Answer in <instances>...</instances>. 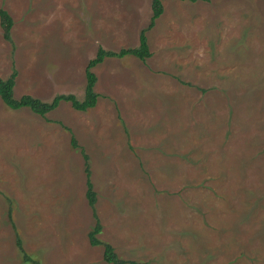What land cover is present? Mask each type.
<instances>
[{
  "label": "rangeland",
  "instance_id": "rangeland-1",
  "mask_svg": "<svg viewBox=\"0 0 264 264\" xmlns=\"http://www.w3.org/2000/svg\"><path fill=\"white\" fill-rule=\"evenodd\" d=\"M146 61L107 57L95 107L43 117L0 97V264H264V0H162ZM153 0H0V77L83 99L99 47L139 45ZM22 241L25 254L17 245ZM131 264V263H126Z\"/></svg>",
  "mask_w": 264,
  "mask_h": 264
},
{
  "label": "trees",
  "instance_id": "trees-1",
  "mask_svg": "<svg viewBox=\"0 0 264 264\" xmlns=\"http://www.w3.org/2000/svg\"><path fill=\"white\" fill-rule=\"evenodd\" d=\"M197 1V0H190ZM209 1V0H205ZM152 16L150 23L146 28H144L140 33L139 45L136 47L122 48L119 51L107 50L103 47H99L96 56L93 57L87 64L86 67V86H85V95L83 99L78 98V96L74 93L68 94H57L53 97L51 101L42 100L39 97H35L31 94H24L21 97L17 98L14 93V88L16 84L17 70L14 68L9 77L3 78L0 77V97L3 102L12 109H19L22 107H28L35 113L46 117V115L55 109L61 101H68L70 104L77 110L86 111L90 108H93L97 104L98 100V92L95 90V84L97 81L96 73L92 70L97 64L104 61L107 57H124L128 54H132L137 56L139 59L146 61L150 56H152V52L150 50L148 39L146 35V31L152 28L155 25V22L158 17L162 15L164 12V5L162 0H153L152 2ZM0 24L3 29V36L5 39L11 41L12 40V28L14 25V19L11 13L0 7ZM72 145L74 148L81 149L84 159H85V172H86V196L90 206L93 208V213L96 218V224L94 228L89 232V241L93 246L103 245L104 246V259L106 262L111 264H150L145 261H135V260H125L121 258L115 251L114 246L111 243L103 242L99 239L98 234L102 230V225L100 223V219L95 210V204L97 202L96 191L93 187V182L91 180V170L89 167V156L87 153L80 148L78 145L77 139L75 136L71 138ZM17 245L21 249V251L25 254L26 260L29 259V256L24 252L22 247V241L18 237ZM30 260V259H29Z\"/></svg>",
  "mask_w": 264,
  "mask_h": 264
}]
</instances>
